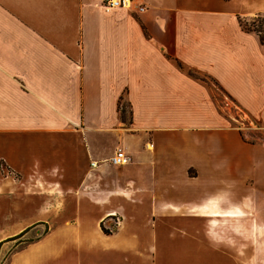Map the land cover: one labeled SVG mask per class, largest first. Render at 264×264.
I'll return each mask as SVG.
<instances>
[{
  "label": "crops",
  "instance_id": "obj_1",
  "mask_svg": "<svg viewBox=\"0 0 264 264\" xmlns=\"http://www.w3.org/2000/svg\"><path fill=\"white\" fill-rule=\"evenodd\" d=\"M136 2L0 0V214L24 194L49 225L11 264H158L176 234L264 230V142L220 106L264 126V46L240 23L264 0Z\"/></svg>",
  "mask_w": 264,
  "mask_h": 264
},
{
  "label": "rangeland",
  "instance_id": "obj_2",
  "mask_svg": "<svg viewBox=\"0 0 264 264\" xmlns=\"http://www.w3.org/2000/svg\"><path fill=\"white\" fill-rule=\"evenodd\" d=\"M254 17L256 16L244 19L248 20L246 22L249 24L251 18ZM220 106L227 116L233 114L236 117L234 123L240 127L244 138L248 142H264L263 125L245 115L228 99L221 102ZM128 112L129 109L127 108L124 111L126 117H129ZM3 170L8 173L6 168H3ZM19 195L21 197H17L16 203H3L1 205L0 240L9 239L10 243L6 245L8 246L5 249L6 252L0 256V264H11L12 257L15 254L22 252L33 241L42 239L49 231V225L44 222L42 224H31L34 221L32 218L34 210L41 203L29 202V197L24 196V194ZM46 205L47 203L44 202V206ZM117 222L118 218L116 217V224L114 222L110 223L113 225L111 229L115 230ZM238 224L241 226L240 233L217 234L215 236L212 234L213 230L211 229V233L208 235L210 240L208 249H200L199 245L196 247L192 244L186 246L181 240V235L176 234V239H172L171 244L161 245L162 250L159 252L158 264H264V230L262 228L254 229L252 220L248 218H241ZM8 230L15 231L16 234H10ZM216 232L218 231L214 233L216 234ZM69 254L71 256L66 255L60 261L50 262L49 264H71L73 253L69 252ZM91 258V256H86L83 260L84 263L89 264Z\"/></svg>",
  "mask_w": 264,
  "mask_h": 264
},
{
  "label": "built area",
  "instance_id": "obj_3",
  "mask_svg": "<svg viewBox=\"0 0 264 264\" xmlns=\"http://www.w3.org/2000/svg\"><path fill=\"white\" fill-rule=\"evenodd\" d=\"M105 11L110 12L113 9L138 10L143 12L145 9L141 7L136 0H102ZM132 159L123 149H117L115 154L109 159L108 163L114 167H123L131 164ZM97 163H92V167H96ZM119 221L117 222V225Z\"/></svg>",
  "mask_w": 264,
  "mask_h": 264
},
{
  "label": "trees",
  "instance_id": "obj_4",
  "mask_svg": "<svg viewBox=\"0 0 264 264\" xmlns=\"http://www.w3.org/2000/svg\"><path fill=\"white\" fill-rule=\"evenodd\" d=\"M246 21L248 20L245 19L240 20L242 29L247 33L256 34L259 37L261 45L264 46V15H257L256 17L251 18L249 24H247ZM124 111L125 110H123V113ZM102 230L106 235L110 234V231L106 230L103 226H102Z\"/></svg>",
  "mask_w": 264,
  "mask_h": 264
}]
</instances>
